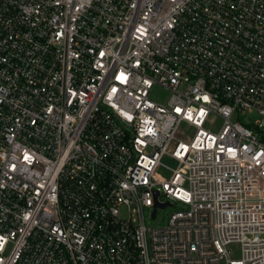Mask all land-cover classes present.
Listing matches in <instances>:
<instances>
[{
    "label": "built area",
    "instance_id": "built-area-1",
    "mask_svg": "<svg viewBox=\"0 0 264 264\" xmlns=\"http://www.w3.org/2000/svg\"><path fill=\"white\" fill-rule=\"evenodd\" d=\"M0 264H264V0H0Z\"/></svg>",
    "mask_w": 264,
    "mask_h": 264
},
{
    "label": "rangeland",
    "instance_id": "rangeland-1",
    "mask_svg": "<svg viewBox=\"0 0 264 264\" xmlns=\"http://www.w3.org/2000/svg\"><path fill=\"white\" fill-rule=\"evenodd\" d=\"M169 92L159 86H154V88H152L151 92H150V97L153 100H158V101H164L166 100V98L168 97ZM254 117H256V114H245V115H241V119H254ZM221 124V120L219 118H215L212 121H208L206 123V127L210 128L212 130H217L218 127ZM188 132L190 133V135H192L195 132V129L189 128ZM169 163H171V161H168ZM181 208V205L179 204H174L172 206H167V207H162L158 209V214L156 217H152L151 216V210H146L145 211V221L147 223V225L150 226H156V225H164L167 222V219L169 217V215L176 209ZM232 248V253L233 256H238V249H236V247L230 246Z\"/></svg>",
    "mask_w": 264,
    "mask_h": 264
},
{
    "label": "water",
    "instance_id": "water-1",
    "mask_svg": "<svg viewBox=\"0 0 264 264\" xmlns=\"http://www.w3.org/2000/svg\"><path fill=\"white\" fill-rule=\"evenodd\" d=\"M154 214H155V211H154Z\"/></svg>",
    "mask_w": 264,
    "mask_h": 264
}]
</instances>
